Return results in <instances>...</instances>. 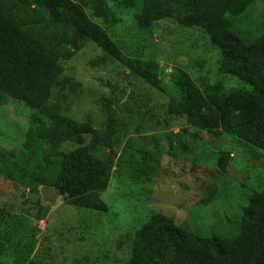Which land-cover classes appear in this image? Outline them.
Wrapping results in <instances>:
<instances>
[{"label":"trees","instance_id":"obj_1","mask_svg":"<svg viewBox=\"0 0 264 264\" xmlns=\"http://www.w3.org/2000/svg\"><path fill=\"white\" fill-rule=\"evenodd\" d=\"M258 1L0 0V108L24 103L36 111L30 116L32 127L24 145L29 151L40 148V153H34L20 167L0 151V175L31 192H37L39 186L64 192L65 203L75 208L91 213L109 211L100 195L108 189L113 175L126 171L118 167L113 174V157L107 164L94 157L100 146L97 130L64 116L63 101L80 85L60 79L64 74L62 63L73 59L89 43L104 56L91 65L93 68L117 63L126 78H136L169 99L168 117L183 119L187 124L172 135L176 139L190 129L217 140L230 135L239 145L248 146L259 162L264 161V23L257 28V36L240 26ZM87 10L94 19L107 24L120 22L121 13L133 12L135 25L145 32L168 19L185 29H199L217 54L219 76L236 78L243 87L227 88L223 81L211 83L205 77L194 81L178 68L166 76L156 61L127 57ZM197 69L204 70V65ZM119 110V104L117 110L107 107L110 135L116 136L125 127ZM167 124L164 127H171L170 122ZM165 138L169 140V136ZM68 144L75 148L65 150ZM217 157L219 174H229L233 153L221 151ZM130 173L134 180L158 175L148 159L139 168H131ZM218 196L217 186H212L203 202L210 205ZM3 228L7 231L10 227L2 226L0 215V234ZM24 254L11 263L7 260L0 264H34L29 261V253ZM127 264H264V190L251 193L239 225L228 233L205 237L178 226L165 215H152L135 233Z\"/></svg>","mask_w":264,"mask_h":264},{"label":"rangeland","instance_id":"obj_2","mask_svg":"<svg viewBox=\"0 0 264 264\" xmlns=\"http://www.w3.org/2000/svg\"><path fill=\"white\" fill-rule=\"evenodd\" d=\"M86 13L108 32L125 56L156 61L166 76L178 68L194 81L205 77L211 83L223 81L227 88L243 87L236 78L219 76L217 54L199 29H185L168 19L145 32L135 25L133 12L121 13L120 22L110 24L94 19L89 10ZM263 23L264 0H259L240 26L257 36V28ZM103 59L102 51L89 43L73 59L62 63L64 74L60 79L80 85L63 101L64 116L97 130L100 146L94 157L104 164L113 157V174L118 167L126 171L113 175L108 189L100 195L109 211L91 213L75 208L53 190L39 186L37 192H31L0 175L2 226L10 227L0 234V243L4 244L0 246V262L11 263L26 252L34 264H127L135 233L152 215H165L178 226L205 237L228 233L239 225L251 193L264 190V161L253 157L248 146L239 145L234 136L223 135L217 140L195 129L176 139L172 135L187 124L183 119L168 117L169 99L136 78H126L117 63L91 66ZM198 65H204V70H198ZM162 79L168 83V78L165 82L162 75ZM64 88L69 90L68 86ZM55 91L60 94L59 88ZM118 104L125 127L115 136L109 134L107 107L117 110ZM34 112L24 103L0 108V151L19 167L25 166L34 153H40L39 147L29 151L24 145ZM169 122L171 127H164ZM165 136H169L168 141ZM128 145L131 150L126 149ZM74 148L68 144L65 150ZM221 151L234 157L226 175L219 174L216 167ZM145 159L158 175L134 180L130 169L139 168ZM212 186H217L219 196L205 205L203 199ZM38 214L46 216L39 219Z\"/></svg>","mask_w":264,"mask_h":264},{"label":"water","instance_id":"obj_3","mask_svg":"<svg viewBox=\"0 0 264 264\" xmlns=\"http://www.w3.org/2000/svg\"><path fill=\"white\" fill-rule=\"evenodd\" d=\"M61 195L65 196V193L64 192H61Z\"/></svg>","mask_w":264,"mask_h":264}]
</instances>
